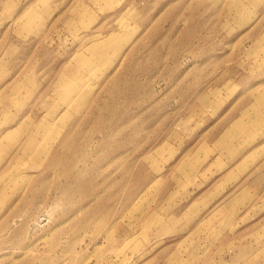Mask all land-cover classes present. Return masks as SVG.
<instances>
[{
    "label": "rangeland",
    "instance_id": "rangeland-1",
    "mask_svg": "<svg viewBox=\"0 0 264 264\" xmlns=\"http://www.w3.org/2000/svg\"><path fill=\"white\" fill-rule=\"evenodd\" d=\"M0 264H264V0H0Z\"/></svg>",
    "mask_w": 264,
    "mask_h": 264
},
{
    "label": "crops",
    "instance_id": "crops-1",
    "mask_svg": "<svg viewBox=\"0 0 264 264\" xmlns=\"http://www.w3.org/2000/svg\"><path fill=\"white\" fill-rule=\"evenodd\" d=\"M223 133V132H222Z\"/></svg>",
    "mask_w": 264,
    "mask_h": 264
}]
</instances>
